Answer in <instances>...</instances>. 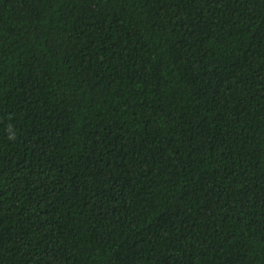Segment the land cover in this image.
<instances>
[{"label":"trees","instance_id":"obj_1","mask_svg":"<svg viewBox=\"0 0 264 264\" xmlns=\"http://www.w3.org/2000/svg\"><path fill=\"white\" fill-rule=\"evenodd\" d=\"M0 264H264V0H0Z\"/></svg>","mask_w":264,"mask_h":264}]
</instances>
